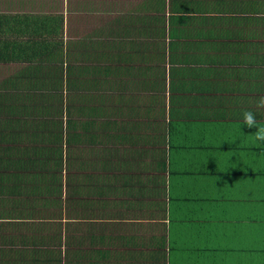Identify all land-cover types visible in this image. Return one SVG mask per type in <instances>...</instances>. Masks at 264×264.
I'll return each instance as SVG.
<instances>
[{
  "label": "crops",
  "instance_id": "1",
  "mask_svg": "<svg viewBox=\"0 0 264 264\" xmlns=\"http://www.w3.org/2000/svg\"><path fill=\"white\" fill-rule=\"evenodd\" d=\"M142 2L0 0L2 74L30 64L15 41L41 37L91 63L81 46L91 50L102 28L110 60L101 79L121 87L123 123L100 131L106 159L83 171L90 205L73 216L69 264H264V144L240 124L253 110L264 125L255 108L264 96V28H253L247 0H165L159 12ZM151 16L165 18L162 71L156 45L138 33L141 17L151 30ZM118 30L127 36L113 44ZM162 73L164 91L156 86ZM152 100L155 107H141ZM156 101L165 106L164 132L152 124ZM6 250L0 242V264L40 258Z\"/></svg>",
  "mask_w": 264,
  "mask_h": 264
},
{
  "label": "trees",
  "instance_id": "2",
  "mask_svg": "<svg viewBox=\"0 0 264 264\" xmlns=\"http://www.w3.org/2000/svg\"><path fill=\"white\" fill-rule=\"evenodd\" d=\"M164 1L155 0L154 4L153 0H144L141 7L148 9L150 5L159 12ZM248 2L253 28H264V0ZM185 7L190 13L196 12L194 5ZM143 18L138 33L156 45V66L162 71L159 64L165 57V18L151 16L150 31ZM122 21L131 23L126 17ZM119 22L114 19L115 24ZM102 33L100 28L91 50L84 43L81 46V58L91 59V63L69 58V49L62 45L61 53L54 51L47 45V37H41L40 41H15L14 48L28 57V66L10 68L7 74L0 70V215L11 227L6 229L7 234L0 235V242L7 245L8 252L40 257L11 260L14 264H69L73 216L83 214L86 203L90 205L83 171L106 159L100 131L123 123L121 94L116 93L121 87L116 81L103 83L101 79L109 70L104 62L110 60V52L100 44ZM126 36L125 30H118L111 37L112 43ZM146 42H141L142 52ZM19 52L15 53L17 57ZM36 56L38 62L33 63ZM113 67L117 70V65ZM156 86L164 91L163 73L157 76ZM105 91L114 93L103 95ZM149 106L155 107L154 100L142 101V108ZM164 108L163 102L156 101V115L151 116L158 132H164ZM142 121L148 122L147 114ZM19 239L21 246L15 248Z\"/></svg>",
  "mask_w": 264,
  "mask_h": 264
},
{
  "label": "clouds",
  "instance_id": "3",
  "mask_svg": "<svg viewBox=\"0 0 264 264\" xmlns=\"http://www.w3.org/2000/svg\"><path fill=\"white\" fill-rule=\"evenodd\" d=\"M255 108L257 110H264V96H260L257 98L255 102ZM256 117V111L244 110L242 113V119L240 120V124L241 126L247 127L249 129L254 128L255 131L252 133V138L254 142L264 144V125H261L257 121Z\"/></svg>",
  "mask_w": 264,
  "mask_h": 264
},
{
  "label": "built area",
  "instance_id": "4",
  "mask_svg": "<svg viewBox=\"0 0 264 264\" xmlns=\"http://www.w3.org/2000/svg\"><path fill=\"white\" fill-rule=\"evenodd\" d=\"M1 221V220H0ZM0 232H1V224H0Z\"/></svg>",
  "mask_w": 264,
  "mask_h": 264
},
{
  "label": "rangeland",
  "instance_id": "5",
  "mask_svg": "<svg viewBox=\"0 0 264 264\" xmlns=\"http://www.w3.org/2000/svg\"><path fill=\"white\" fill-rule=\"evenodd\" d=\"M66 37V36H65Z\"/></svg>",
  "mask_w": 264,
  "mask_h": 264
}]
</instances>
